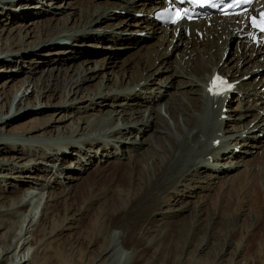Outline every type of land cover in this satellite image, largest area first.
<instances>
[{"label": "rangeland", "instance_id": "obj_1", "mask_svg": "<svg viewBox=\"0 0 264 264\" xmlns=\"http://www.w3.org/2000/svg\"><path fill=\"white\" fill-rule=\"evenodd\" d=\"M73 1L89 5L106 0H0V120H9L7 124L0 123V137H7L13 141L0 144V257L2 256V242L9 233H13L14 237H11L13 245L7 253L9 258L14 257L16 261L19 257H24L26 261L22 264H34L36 257H34L33 251L37 244L30 243L31 237L38 233V229L43 227V224H45V231L49 232L47 227L50 220L59 216L60 220L67 217V220L63 222L67 228L59 231L55 238L48 237L47 240L54 239L61 246L65 244L63 239H66V243L68 240L73 241L69 243L72 244V248L70 249L69 245H66V249L61 255L56 256V261L59 258L67 262L72 256L76 259L79 258L80 254L76 249L83 245L82 248L85 252L79 264H105L108 262L107 258L104 259L106 255H101L102 252L96 253L99 245L97 241L92 245H85L83 238L76 241L78 236H84L83 234L90 223L89 220L94 216L97 208L103 206L106 212L105 220L110 226L109 231L113 239H118L120 235L119 228H112L111 224L114 222H123L131 231H139L140 235L131 238L130 242L135 248L140 249L143 258L134 264H264V223L253 222L254 227H252L253 223L250 220L252 216H248L250 209L257 210L254 207L256 204L258 205L257 201L254 200L253 204L250 199L253 188L247 186L246 192L242 191L239 195V197L246 196L248 200L243 199L238 202L239 197L235 199V203L233 200H229L231 205L235 204L232 206L233 209L238 206V210L241 211L235 223H232L229 217L226 218L228 215L234 214L232 209L231 211L227 210L229 206L228 203L226 204L227 195H217L219 191L227 189L228 184L225 182L230 181L232 178L230 175L246 168L243 164L232 170L223 171L224 174L218 179H213L209 188L198 189L196 193L184 198L183 202L185 200L192 201L186 203L185 209L178 210L177 213L169 216L161 218L157 216L158 218L155 220H147L145 212L139 215L131 212L130 209L125 213L121 210L123 208L120 209L121 204L117 199V190L121 187H128L127 170L129 167L126 164L128 161L126 155L132 154V150L121 151L120 146L112 145L111 148H107V153H109L104 156L101 155L100 148L97 150L98 144L95 143L92 147L93 151H88L85 156L81 152H77V149L82 151L81 148L85 147L77 144L71 150L63 148V152L67 156L61 161L62 172L55 170V166L61 158H59V149H54V146L58 147L60 140L66 138L65 136L59 137V129L57 130L55 126L62 127V134H66L71 122L80 118L79 128L83 129H80L79 135H82L87 132V130L84 131V127L88 124L84 125V122L89 116L99 115L97 118H105L106 110L119 108L123 100L130 103L139 100L138 97L125 99L108 95L103 100L96 99L95 102H90L88 100L90 92L97 87L100 90H107L112 86L114 89L134 84L141 75L146 77L149 75L148 79L153 75L152 79L147 81L149 86L154 85L156 88L160 80H162V84L165 81V84L160 86V91L162 96L166 94L167 98L173 93L177 97L182 96V92L188 88V85L180 86L185 78L178 77L180 79L177 80L171 76L176 70L174 68L178 61V56L174 55L177 53L176 50L168 59L169 63H157L153 67H148L143 63L146 60L145 57L151 55L146 49L151 48L148 45L154 43L157 35L154 36L150 32L140 35L130 29H139L133 24L143 18L144 10L150 3L145 5L142 11L138 10L141 7V4L137 3L138 0L133 1L135 4L130 5L133 10L135 9L134 11L116 7L117 18L106 17L104 20L101 19L102 21L98 19L91 24V27L87 28V31L83 33L77 31L78 39L76 41V38L73 40L71 37L60 36L55 41L48 42L47 37L42 39L41 30L46 25L60 27L65 24L72 29L82 26L81 19L76 21L78 16L81 18V13L76 16L75 9H68L67 3ZM107 1L124 3V0ZM106 7L108 6L98 7V9L104 10L107 9ZM137 12H144L143 16L140 17ZM129 15L132 16L129 17ZM138 17H140L139 20ZM125 18L129 19L128 24L130 25L126 24V20H123ZM20 28L21 30H19ZM113 32L115 33L113 34ZM155 45L157 46V41ZM144 54H148V56ZM137 56H140V59ZM158 67L162 71L157 74ZM92 68L94 71L91 70ZM81 72L88 75L87 77L90 79L85 80L80 86H72L71 91L67 88L69 93L64 91L63 86L66 80L71 76L76 77L77 73ZM166 75L167 80L165 79ZM24 80L25 82H23ZM152 81H155V84H152ZM178 83L180 84L178 85ZM166 84L167 86H165ZM137 87L139 88V86ZM68 98H76L73 106L61 107ZM232 100L233 98L230 99L229 104ZM235 105L237 103L234 101L230 104L231 107H235ZM132 106L140 107L139 110L145 109V104L142 103ZM60 117L63 119L59 120ZM46 118L50 120L51 127L43 129L41 119ZM248 119L245 118L244 122ZM82 121L84 122L82 123ZM96 124L95 120L93 126L96 127ZM152 124L146 133L132 132V135L139 139L140 137L145 139L149 134L154 133V137L148 138L147 144L150 146L152 142H159V133L153 131L158 124L155 122ZM228 124L232 126L237 123L230 122ZM91 125L87 126V129L92 131ZM47 130H50L52 136L48 135L49 131L47 132ZM43 131L46 135H42ZM127 135L125 134V136ZM46 142L55 145L51 148L46 147ZM147 144L144 145V149L147 148ZM201 144L205 146L203 141ZM87 156L91 158L88 160ZM115 158L125 162L108 168L106 166L108 161ZM54 162L56 164L52 168ZM254 167L257 168V164ZM228 170L230 172L225 173ZM93 195L101 196L105 201H91L87 210H83L82 213L85 200ZM198 198L204 201L200 205L202 213L196 211L195 206L200 201ZM46 200H49V203L54 206L48 211L50 213L47 219L40 218V211H44ZM175 200L172 197L169 203L173 204ZM217 200L220 202L217 203ZM214 202L217 204L215 205ZM18 203H26V205L15 214L7 213L13 207L15 209ZM261 204L264 207V203ZM162 208L168 207L163 205ZM223 208L230 214L227 213L226 216L227 211H224ZM26 210L27 213L21 215V211ZM30 214L34 217L31 223L27 224ZM197 214L201 215L198 217ZM139 224H143L141 229L138 227ZM17 243L25 244L21 251H19V245L16 247ZM116 251L115 257H112L109 263L114 261L113 264H129L132 260L131 251L119 246ZM31 255H33L32 258ZM103 260L106 262L103 263ZM9 263L13 264L14 262L10 259ZM9 263L4 260L0 261V264Z\"/></svg>", "mask_w": 264, "mask_h": 264}, {"label": "bare ground", "instance_id": "obj_2", "mask_svg": "<svg viewBox=\"0 0 264 264\" xmlns=\"http://www.w3.org/2000/svg\"><path fill=\"white\" fill-rule=\"evenodd\" d=\"M133 1L135 0H124V3H117L115 1L108 2L106 0L89 5L82 2L79 3L78 1L68 2V9H75L76 16L81 13V18L79 16L76 18V21L81 19V28L72 29L65 26V24H62L60 27H50L49 25H46L41 30L42 39L47 37L46 40L49 42L55 41L56 38L60 36L63 38L71 37L73 40L76 38V41L78 39L76 36L77 31H82V33L87 31V28L91 27V24L98 19L104 20L106 17L109 19L116 17L118 15L116 7L128 8L130 11H134L135 9L133 10V8L130 7L133 3L135 4ZM160 2V0H146V2L145 0H138V4H150L144 10V16V12L142 13L141 16H143V18L140 19V16L138 18V20H140H137L138 22L133 24L139 27V29H130V31H136V33H138V30L143 31V29H145L147 32H150L149 30H151L150 33L152 35H157L154 43L148 45L151 46V48L149 50L146 49L148 54L151 55L148 56V54H144L148 57H145L146 60L143 59V63L145 65L147 64L148 67H153L157 63H169L168 59L173 51L176 50L177 53L174 55H177L179 59L176 57L178 60L176 68H174L176 70H174L171 76L172 78H177V80L180 79L178 77L185 78V81L182 80L181 84L178 83V85H188L187 90L183 91L182 96L179 97L175 96V93L168 96V98L166 94L162 96L160 86H163L165 81H163L162 84V80L159 79L160 83H158L156 91L154 85L149 86V82H147L152 79L153 75L149 79V75L147 77L141 75L135 82L133 80L134 84L128 86H119L114 89H112L111 86L107 90H100V88L97 87L94 91L90 92L88 97L90 102H95L96 99L103 100L108 97V95H114L115 98L124 97L125 99L138 97V104H136L137 102L130 103L123 100L120 103L121 106L119 108L106 110L105 118H97L99 115L89 116L85 122L82 121V123L84 122V125L88 124L84 127V131L87 130V132H82V135H79L80 129H83L81 127L79 128L80 118L71 122L66 134H62V127L55 126L57 127V130L59 129V137L61 138L62 136H65L66 138L60 140L58 147L50 142H46L45 144L46 147L51 148L54 146V149H59V158H61L60 162L57 163L56 166V163L54 162L52 168L55 166L56 171L59 170L62 172L61 161L67 156L66 153L63 152V148L71 150V148L73 149L77 144L85 147L84 149L81 148L82 151L77 149V152H81L85 156L88 154V151H93L92 147L95 143L98 144L97 150L100 148L99 150L102 152L101 155L104 156L109 153H107V148H111L112 145H114V147L120 146L121 151H126L127 149H129V151L132 150V154L128 153V155H126L128 159L126 164L129 167L127 170V176L129 177H127L128 187H121L117 190V199L121 204L120 209L123 208L121 209L123 213L130 209L131 212L138 213L139 215L140 213L145 212V214L147 213L145 216L147 220H155L158 217L169 216L177 213L178 210L185 209V205H187L186 203H191L192 201L187 202L188 200H185V202H183L184 198L192 195L194 192L196 193L198 189L209 188L213 179H218V177L224 174L223 171L227 169L232 170L238 165L243 164L246 168L244 167L245 169L242 171L230 175V178L232 177L230 181L225 182V184H228L227 189L225 191H219L217 195H227L226 204L228 203L230 206H228L227 210L230 209L231 211L232 209L234 214L230 215L232 216L230 217L228 215L230 213L224 208L223 210L227 211L226 216H228L226 218L229 217L232 223H235L241 211L238 210V206L236 209H233L232 206L235 204L231 205L229 200H233L235 203V199L241 195L242 191L247 189V186L253 188L250 199L253 204L255 203L254 200L257 201L258 205L256 204V207H254L257 210L250 209L248 216H252V218H250L251 223H264V207L261 204L264 203V105L260 102L258 106L254 101H250V97L253 98L257 94L256 92L258 89L264 84V62L261 59V49L259 47L254 48L246 37L238 36L242 32L238 29L240 25H232L230 27L228 20L219 19L212 25H205V27H203V22L192 21L190 22L191 34L189 36L185 35L180 30L177 33L174 30H168L166 27L155 23L149 15V12L153 11ZM104 6H108L106 7L107 9H98V7L104 8ZM107 10L112 12L109 13ZM131 16L132 15H129V17ZM123 20H126L125 22L128 24L129 19L125 18ZM108 23L114 24L113 22ZM195 26L199 28V31L194 30ZM19 30H21V28ZM114 33L115 32H113V34ZM200 33L202 34L201 37H199ZM228 35H230L229 40L227 39ZM235 36L236 42L230 40ZM156 41L157 46L155 45ZM170 43H172L173 46L172 49L168 51ZM136 65L138 66V64ZM91 70L94 71L93 68ZM160 71H162V69H159L158 67L157 74ZM215 73H220L228 77L229 80L236 85L238 93L235 94L233 100L239 101V103L235 105V107H231L229 104L231 96L228 98L220 97L217 100H213L206 94L204 84ZM87 76L84 72L77 73L76 77L71 76V78L66 80L63 86L64 91L69 93V91L66 90L67 88L71 91L72 86H80L85 80L90 79V77ZM166 78L167 75L165 79ZM28 79L29 77L27 80ZM23 82H25V80ZM28 82L31 83V81ZM152 84H155V81H152ZM167 84L165 86H167ZM137 86H139V88ZM74 101H76V98H68V100L62 103L61 107H72ZM141 103L145 104L144 110H139L140 107L132 106ZM223 106L226 107L225 110H223ZM209 110H211L210 114L212 115L209 114ZM256 111L258 112L256 113ZM222 112L226 114L225 118L220 116ZM91 117L93 118L91 119ZM245 118L249 119L244 122ZM62 119L63 117L59 118V120ZM41 120L43 121H41V125L44 126L43 129L51 127L49 119L46 118ZM95 120L97 122L96 127L93 126ZM8 122V119L0 120V123L7 124ZM154 122L158 124L153 131L159 133V142L154 143L151 141L152 145L150 144V146L147 144L148 138L154 137V133L149 134L145 139H141V137L139 139L132 135V132L146 133ZM230 122L237 124L230 126V124H228ZM89 125H91L92 131L87 129V126ZM55 127L54 129L56 130ZM50 130H47V132H50ZM44 131L42 132V135H46ZM49 132L48 135L52 136L51 132L50 134ZM125 134L128 135L125 136ZM202 135L205 136L203 142L206 147L201 144ZM133 137L135 138L133 139ZM216 137L220 138L219 147L226 149L221 157L216 155V148L212 146V140ZM208 138H210V141H208ZM10 141L13 142L10 138L0 137V144L10 143ZM145 144L148 145L146 149H144ZM236 145L239 147V150L233 152V147ZM140 149L141 152H139ZM117 153L119 154L120 152ZM207 154L213 159L210 160ZM86 158L89 160L91 157L87 156ZM223 160L232 164L225 165ZM251 161L253 162L251 163ZM124 162H121L119 159L116 160L115 158L114 160H109L106 166L111 168L123 164ZM256 164L257 168L254 167ZM102 168L105 169L104 167ZM228 172L230 171L228 170L225 173ZM172 197L176 200L173 204H170L169 201ZM239 198V200L237 199L238 202L243 199L245 201L248 200L246 199V196ZM93 200L100 201L103 200V198L96 195L87 198L85 204L82 206V213L84 212L83 210H87L89 203ZM203 202V200L197 202V205L195 206L197 212H203L201 211L202 208H200V205H202ZM216 202L218 203L220 201L217 200ZM216 202H214L215 205L217 204ZM46 203L43 207L44 211H40V218L47 219L48 214L50 213L48 211H50V208L54 207L49 203V200H46ZM259 204H261V206H259ZM25 205L26 203H18V206L15 205V209L13 207V209L8 210L7 213L15 214L21 208L23 209ZM163 205H166L168 208L163 209ZM26 213L27 210L24 212L21 211V215ZM200 215L201 214H197L198 217ZM33 217L34 215L30 214L27 224L31 223ZM105 218V208L100 206L97 208L94 216L89 220L90 223L85 234H83L84 236H78L76 241L83 238V243H85V245H92L97 241V244L99 243V245L96 253L102 252L101 255H106L104 259L107 258L108 262L105 263L106 261L103 260V263L105 264L114 263V261H112V263L109 262L112 257H115L118 246L122 249L131 251L132 260L129 264H134L141 260L143 256L140 249L135 248L130 242L131 238H136L137 235H140L139 231H131L125 224H123V222H114L111 224L112 228H119L120 235L118 239H113L109 231L110 226L106 223ZM64 220H67V217L61 220L59 219V216L52 218L48 224L49 228L47 227L49 232L45 231L46 228L43 222V227L39 228L38 233H35V236L33 235L31 237L30 243L33 242L37 244L33 251V255L36 257L34 264H79L80 259H83V253L85 250L82 248L84 247L82 245V247L76 249L77 253L80 254L79 258L76 259L72 256L67 262H64L59 258L56 261V256L58 255L59 257V255H61L66 249V245H69L70 249L72 248V244L69 243L73 240H68L66 243V239H63V243L65 244L61 246L59 243H56V240L52 239L49 241L47 238H55L59 231L67 228V226H65L66 224H63ZM254 223L252 224L253 226L251 225L252 227H254ZM232 225L235 226V224ZM142 226L143 224L138 225L140 229ZM12 236L14 237L13 233H9L2 242V256L0 257V261L4 260L9 263V260L11 259V261L14 262L13 264L25 263L26 259L24 257H19L18 260L15 261L14 257L9 258L7 255L13 245ZM24 239L26 240L25 237ZM24 243H21V245L18 243L16 244V247L17 245L20 246L19 251L25 246L26 243ZM33 255H31V258Z\"/></svg>", "mask_w": 264, "mask_h": 264}, {"label": "snow or ice", "instance_id": "obj_3", "mask_svg": "<svg viewBox=\"0 0 264 264\" xmlns=\"http://www.w3.org/2000/svg\"><path fill=\"white\" fill-rule=\"evenodd\" d=\"M237 3H251V0H237ZM181 15L177 13V19H181ZM175 22V21H174ZM251 24L253 27L257 28L260 32H264V13L261 14V18L257 19L252 18ZM223 81H220L219 78L213 81V88H210L209 91L214 92L216 88L222 85Z\"/></svg>", "mask_w": 264, "mask_h": 264}]
</instances>
